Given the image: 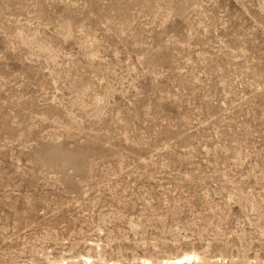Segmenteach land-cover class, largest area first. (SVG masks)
<instances>
[{
	"label": "rangeland",
	"instance_id": "rangeland-1",
	"mask_svg": "<svg viewBox=\"0 0 264 264\" xmlns=\"http://www.w3.org/2000/svg\"><path fill=\"white\" fill-rule=\"evenodd\" d=\"M189 251L264 264V0H0V264Z\"/></svg>",
	"mask_w": 264,
	"mask_h": 264
},
{
	"label": "bare ground",
	"instance_id": "bare-ground-1",
	"mask_svg": "<svg viewBox=\"0 0 264 264\" xmlns=\"http://www.w3.org/2000/svg\"><path fill=\"white\" fill-rule=\"evenodd\" d=\"M221 259H224V258H221ZM221 259H220V261H222ZM208 261H210V260L203 259V257H201L198 253H196L194 251H191V252L189 251V252H184V253L179 254V255L162 258L158 262V264H205V262L208 263ZM86 262H88V264H123V263H115V262H113V260L112 261L111 260H106V261L104 260V261L96 263L95 260L92 259V257H90V256H85V262L83 264H86ZM152 263L153 262L151 259H149L147 257L143 258L142 264H152ZM66 264H68V263L66 262Z\"/></svg>",
	"mask_w": 264,
	"mask_h": 264
}]
</instances>
